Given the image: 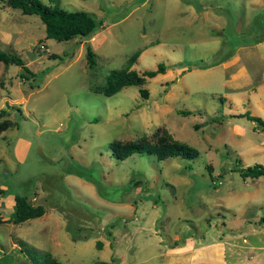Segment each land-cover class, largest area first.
<instances>
[{
	"label": "rangeland",
	"instance_id": "374dc122",
	"mask_svg": "<svg viewBox=\"0 0 264 264\" xmlns=\"http://www.w3.org/2000/svg\"><path fill=\"white\" fill-rule=\"evenodd\" d=\"M41 1L101 23L58 40L38 14L0 0V49L34 72L0 61V264H36L24 246L62 264H161L164 246L189 236L221 237L229 264H264V175L234 170L264 163V126L245 115L264 119V39L251 40L264 0ZM135 51L139 72L167 64L146 78L147 97L136 85L93 90ZM164 130L198 156L117 159L108 148ZM15 194L45 212L14 222Z\"/></svg>",
	"mask_w": 264,
	"mask_h": 264
},
{
	"label": "trees",
	"instance_id": "16d2710c",
	"mask_svg": "<svg viewBox=\"0 0 264 264\" xmlns=\"http://www.w3.org/2000/svg\"><path fill=\"white\" fill-rule=\"evenodd\" d=\"M8 4L13 7L20 8L23 13L38 14L44 23L46 36L58 40L69 39L74 36H87L101 23V20L97 19L96 16L88 10L66 9L56 4H45L41 0H8ZM262 32V34L257 35L251 40H255L257 42L264 39V31L262 30ZM244 39L247 40V38ZM138 53V51H135L132 55H130L124 66L110 70L106 76L105 82L94 85L92 87L93 90L101 92L105 95H112L124 86L136 85L139 86L141 95L147 97L148 92L142 87L146 78L165 72L167 64L163 61H159L155 68H146L139 72L136 69L130 68V65L136 60ZM52 55L54 57L58 56V54L55 53H52ZM0 61L5 64L15 63L21 66L24 71L34 73L31 69H29L24 59L18 54L0 49ZM87 61L89 65H93L95 63L94 54L90 47L87 48ZM182 112L187 113L188 111L182 110ZM6 113L7 111L4 108H0V129H4L7 126V123L1 121ZM245 115L248 116L249 119L256 120L259 124L264 126V119L262 117L251 115L248 111ZM108 148L111 154L117 159H125L134 153H137L140 155H151L159 160L167 157H180L189 162V160L196 158L199 153L195 147L173 138V136L166 130H164L162 134H159L154 141L146 139L129 142L112 140L108 143ZM189 166L191 165L189 164ZM234 170H237L243 177H259L264 175V163L256 162L252 165L246 166L238 163ZM91 180L99 186V188L102 187L95 179ZM13 209L14 222H22L29 218H35L45 212V208L42 204H33L27 196L22 194L14 195ZM258 222L264 228V209ZM175 244H177V242H175ZM22 249L25 250L26 254L32 260H35V258L38 259L36 260V264H62L57 259L52 257L50 253H37L33 251L31 247L25 246L24 248L22 247ZM118 263V257L113 256L110 260H98L90 264Z\"/></svg>",
	"mask_w": 264,
	"mask_h": 264
},
{
	"label": "crops",
	"instance_id": "0c3cea01",
	"mask_svg": "<svg viewBox=\"0 0 264 264\" xmlns=\"http://www.w3.org/2000/svg\"><path fill=\"white\" fill-rule=\"evenodd\" d=\"M219 239L204 242L189 236L181 243L165 245L161 264H229L225 241ZM252 249L255 251L259 246L253 244Z\"/></svg>",
	"mask_w": 264,
	"mask_h": 264
}]
</instances>
